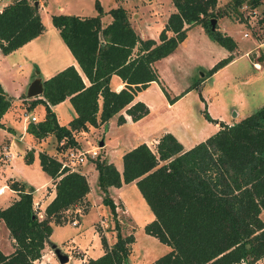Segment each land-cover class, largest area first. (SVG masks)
Here are the masks:
<instances>
[{
	"label": "trees",
	"instance_id": "1",
	"mask_svg": "<svg viewBox=\"0 0 264 264\" xmlns=\"http://www.w3.org/2000/svg\"><path fill=\"white\" fill-rule=\"evenodd\" d=\"M175 11L159 34V42L141 39L129 21L124 7L111 8V23L102 26L104 14L96 2V16L54 14L51 22L76 59L81 74L70 65L43 81V92L30 101L29 110L42 104L45 116L30 121L27 132L37 140L53 135L58 149L77 145L75 134L90 126L106 125L115 114L126 108L136 121L149 113L141 101L127 107L136 94L157 82L170 103L154 63L172 52L187 38L188 27L200 24L208 37L229 51L236 42L227 34L211 28V19L235 14L240 8L252 11L264 0H229L223 8L218 0H172ZM233 14V15H234ZM45 29L38 5L30 0H13L0 12V53L8 54L39 36ZM233 55L219 60L207 75L227 65ZM119 76L124 87H110L112 75ZM194 88V87H190ZM69 99L75 116L67 126L60 125L54 106ZM11 106V97L0 84V118ZM208 120H212L204 112ZM119 117L118 122H122ZM63 141L62 145L61 142ZM24 160L33 161V151ZM42 170L55 180V197L47 204L40 219L33 211V200L24 182L10 180L9 187L18 199L0 207L3 220L15 240L10 255L0 251V264H33L50 242L52 223L67 221L66 211L81 204L90 191L85 175L61 169V163L45 152L39 153ZM120 172L113 163L93 160L98 171V186L104 193L102 204L113 215L116 238L108 244L100 234L104 253L84 264H130L133 234L123 235L116 218L117 205L108 194L109 187H120L135 181L141 195L154 214L144 232L167 245L169 250L148 264H256L264 257V105L254 113L226 124L217 132L189 149L172 133L162 135L155 149L141 143L125 152Z\"/></svg>",
	"mask_w": 264,
	"mask_h": 264
},
{
	"label": "crops",
	"instance_id": "2",
	"mask_svg": "<svg viewBox=\"0 0 264 264\" xmlns=\"http://www.w3.org/2000/svg\"><path fill=\"white\" fill-rule=\"evenodd\" d=\"M37 2L41 20L45 26L44 31L39 36L11 53H0V84L11 97L10 108L0 118V207L6 208L14 200L19 198L18 193L9 187L10 180H17L33 188V190L30 191L33 205L38 204L44 216V210L47 204L56 194L55 180L42 170L39 153L45 152L57 160H60L66 152V149H58L57 140L53 135L37 140L27 132V124L31 121V116H35L36 121L42 120L45 116V109L42 104H37L31 111L29 110L30 101L36 97H27V87L35 77L39 76L42 81H44L70 65L76 68L83 77L84 82L88 84V80L83 75L76 59L60 37L59 30L53 26L51 16L54 14H68L78 15L80 17H91L96 16L97 11L93 15L73 14L70 11L65 12L63 5L59 2L57 3V10L50 11L49 9H51V6L48 4V0H40ZM163 4H165V6ZM110 9H103L104 14L101 18L103 27L112 21V17L108 13ZM126 9L129 13L130 24L136 34L141 39H154L157 42H159V34L164 28L168 17L176 10L172 0H168L165 3L155 0L154 6L149 8L148 12H141L138 8ZM217 21L218 30L231 36L236 42V48L233 51H229L217 42L211 40L200 24L190 27L185 25V27H188V33L184 42L181 43L174 52L154 63V68L159 75V80L167 90L169 96L173 98L181 95L180 98L170 103L164 95L160 85L153 81L146 89L138 92L134 100L127 106L129 107L135 102L141 101L145 103L149 109L147 115L134 121L131 116L126 113V108H124L121 112L112 116L106 125H101L98 128L90 126L87 131L77 132L75 134L77 140L76 146H80L79 142L86 140L87 137L90 136L88 134L91 133L93 129H101L103 132L102 139L104 140V151L102 152L101 158L108 163H113L115 167L122 172L123 154L141 143H146L153 149V147H156L162 135L165 133H172L185 149H189L217 132L221 122L232 124L262 107L264 105V99L262 101L260 100V102H258L257 99L262 97V93L264 94V87L259 84H252V87H250V84L251 80L254 82L259 79L256 77L257 75L260 77V72L264 69V51L262 49L264 40L259 42L258 40H254L253 43L240 47L237 35L240 33V38L243 36L245 31L242 29V26H244L243 24L246 25V22L242 21V18L231 20L227 16L218 18ZM246 38L249 37L247 36ZM230 54L233 55V58L227 65L220 68L212 75H207V71L211 69L216 62ZM243 58L247 61L240 63V59ZM181 62H184L187 66L186 70L181 67ZM247 63L250 64L256 72L251 71L249 74L244 73L242 76L238 75L234 77L229 71L235 64L246 65ZM246 69H248V67H246ZM35 70H37V72H34ZM192 70L198 73L202 70H204V72L201 73L197 81L185 87L182 86L183 89L181 88V91L177 90L176 93L170 89L164 79L166 73H174L176 75H182L183 73L191 74ZM198 73L195 75H198ZM255 73L257 74L255 75ZM236 77L239 78L241 84L238 86L232 85L236 90L234 91V95L231 96L229 104L224 102L223 97L220 98L219 103H212L211 94L220 91H222L221 94H223L225 85L230 81H235ZM207 82H211V85L204 92V95L202 89H204ZM124 85V82L119 76L115 74L111 76L110 87L112 90L119 91ZM151 86L154 87V90L158 91L162 104L168 111L163 117L155 116L152 106L141 99L142 93ZM194 89L199 90V98L202 100L203 104V116L211 127L212 133H202L198 129L196 135L192 137V135L188 133V130H190L189 123H187L190 122L188 111L182 107V109H179L177 105L181 99L187 95H191ZM249 91H251V95L250 93H246ZM208 98L210 103L215 105V108L212 109L209 104H206L205 107V101ZM209 106L210 108L207 109ZM63 107L64 111L68 113V118H66L65 122H62L60 113V108ZM51 108L56 113L60 125L67 126L76 115L68 98L51 106ZM35 112H37V115ZM204 112H207L212 120H208ZM230 112L232 113L231 115ZM120 116L123 117L122 122H118ZM85 134L86 136H83ZM80 136L83 137L79 139ZM107 139L109 140L110 146L106 151ZM112 142L116 144H112ZM62 143L63 141L59 146H61ZM115 145L118 146V148L115 149ZM30 150L33 151V161L27 164L24 160V156ZM89 161L81 165L78 172L85 175L90 191L81 204L75 205L73 208L66 211L67 221L65 223H52V233L49 237L50 242L56 244L60 249L61 244L72 250L71 255L66 253L68 255V263L66 264H84L89 258H96L104 253L100 238L101 233L96 230L95 226L97 222L102 221L103 215L110 214V209L102 204L104 193L98 186V171L95 168L93 160L89 159ZM131 186H136V182L133 181L128 184H122L120 187H109L108 194L117 205L116 212L117 219L121 225V233L123 235L131 233L134 235L135 241H137L135 233L140 229L144 231V226L154 220V214L150 208L142 207L140 209L132 207L131 204H128V202L122 198L123 192ZM92 210H95L97 217L91 223L92 233L86 235L87 227L83 228L81 224ZM73 222H75V224H73ZM69 223L73 226H71L73 230H70L67 237L59 238L57 232L63 230ZM89 235L94 239L98 238L100 247L97 248V245L95 247L90 242H87L86 239H88ZM106 238L109 244L115 241L113 240L111 243L107 235ZM91 249L96 251L94 256L90 255ZM14 250L15 240L10 235V231L4 221L0 220V251L4 255H10ZM51 250L50 244L46 243L41 252V257L35 260L33 264H60ZM73 251L77 253L73 254ZM72 257L74 261L70 262V258ZM130 264L133 263L130 262ZM256 264H264V257Z\"/></svg>",
	"mask_w": 264,
	"mask_h": 264
},
{
	"label": "rangeland",
	"instance_id": "3",
	"mask_svg": "<svg viewBox=\"0 0 264 264\" xmlns=\"http://www.w3.org/2000/svg\"><path fill=\"white\" fill-rule=\"evenodd\" d=\"M30 1L33 2V1H40V0H30ZM158 1L165 3L168 0H158ZM228 1L229 0H218V6L220 8H223ZM58 2L63 5L65 12L70 11L73 14H86V15L92 14L93 15L97 11L95 8L96 2L99 3L102 10L121 6L124 8H131V9L132 8L133 9L138 8V10L141 12L142 11L148 12L149 8L154 6L155 0H48V4L51 6V9H49V10L50 11L57 10V3ZM163 5L165 6V4H163ZM262 9H263L262 6H259L256 8L257 17L255 18V20H253V22H255L256 24L254 25V27L253 26L251 27V26H249L248 22L244 18L245 15H247V13L249 12L250 8L247 5H244L243 7L240 8V12L242 14V21H245L247 23L246 25L243 24L245 27L242 26V29L248 33V37H249V38L243 37L241 34V36L243 38L242 37L240 38V33L237 35V38L239 39L240 47L249 45V44L253 43L254 40H258V42L264 40V26H263L264 23L259 20V18H261L263 15ZM233 14L234 13H232V15H227V17H229L231 20L238 19L235 16V14L234 15ZM232 22H234V21H232ZM262 23H263V25H262ZM216 24L218 25V21H216ZM241 33H242V31H241ZM262 49L264 51V45H262ZM246 61L247 60L245 58L240 59V63H243ZM181 67L184 68L185 70L187 69V66L184 64V62H181ZM246 67H248L249 70L246 69ZM229 71L235 77L238 75L242 76L244 73L249 74V72L255 71V70L252 68V66L250 64L247 63L246 65L245 64H238V65L235 64V65H233V67H231L229 69ZM34 72H37V70H35ZM203 72H204V70H202L199 73L192 70L191 74L183 73L182 75H176L174 73H171V74L166 73L164 75V79H165L167 85L170 87V89H172V91H174L176 93L177 90L181 91L182 86L185 87V86L193 84V82L197 81L199 76ZM196 73H198V75H195ZM257 73H255V75ZM260 74H261L260 77H258V75L256 77V78H259L258 80L254 81V82H252V80H251L250 87H252V84L253 85L259 84V85L264 87V69L261 70ZM193 76H194V78H193ZM182 80H188V81H182ZM239 84H241L239 81V78L236 77L235 81H233V82L230 81V82H228V84L225 85L223 94H221L222 91H220L218 93H215V92L212 93L211 94L212 103H216V104L219 103L220 98L223 97L224 102L226 104H229V101H231V96L234 95V91L236 90V89H234V87L232 85L238 86ZM210 85H211V82L210 83L207 82L204 89H202V92L204 95H205L204 92L207 90V88ZM153 86H151L148 90H146L142 93L141 99L145 100L150 106H152V108L154 109V115L155 116L163 117L165 114L168 113V111L163 106L160 95H158L157 90H154L155 86L154 87ZM255 86H257V85H255ZM246 93H250V95H251V91L246 92ZM263 95L264 94L262 93V97L257 99L258 102H260V100L262 101L264 99ZM254 100H256V99H254ZM212 103H210L209 98L206 99L205 107H206V104H209L212 109L215 108V105ZM177 106L179 109L183 108L186 111H188V117L190 120V122H187V123H189V126H190V130H188V133L191 134L192 137H194L196 135L198 129L202 133H207V134L212 133L211 127L209 126L207 120L203 116V111H202L203 110V104H202V100H200V98H199V90L198 89H194L192 91L191 95H189V96L187 95L186 97L181 99ZM210 106L207 107V109L210 108ZM35 113L37 115V112H35ZM60 113H61L62 122H65L66 118H68V113H66L64 111V107L60 108ZM231 114L232 113L230 112V115ZM93 131H94V133H93ZM92 134H95V135H92ZM88 135H90V136H88L86 140L79 142V145H80L79 147H82L85 149L93 148L95 146L97 147L99 141L103 138V132L101 129H93L91 131V133H89ZM83 136H86V134ZM83 136H80L79 139H81ZM112 144H116V143L112 142ZM109 146H110L109 140L107 139L106 151L109 148ZM114 147H115V149L118 148V146H116V145ZM103 148L104 147L98 148L100 159H102L101 155H102V152L104 151ZM153 149H155V148L153 147ZM122 198L126 202H128V204H131L132 207H136V208H140V209L142 207H148V209H149L148 204L146 203L145 199L141 195L137 186H131V187L127 188L123 192ZM96 217H97V213L95 212V210H92L89 213V215L84 219L83 223L81 224V226H83V228L87 227L86 235H88V233L89 234L92 233L91 223L96 219ZM102 218H103L102 221L97 222L99 224L96 223L95 228L99 233L104 235L105 238L107 235L109 237L110 242L112 243V241L115 240V238H116V230L114 229L115 221H114L113 215L110 212V214L103 215ZM116 218H117V216H116ZM261 218L264 220V211L261 213ZM71 226L72 225L69 223V224H67V226L65 228H63V230H61V231L59 230L57 232L59 234V238L67 237L70 233V230H73V229H71ZM134 230H136V229H134ZM135 235H136L137 241H135L132 244V252L129 256V261L133 264H147L150 261L157 258L158 256L163 255L164 253H166L169 250V247L167 245L159 242L155 237L146 234L141 229L139 231H137L135 233ZM86 240H87V242H90L91 244H93V246L96 247V245H97V248L100 247L98 238L94 239L89 235L88 239H86ZM106 240H107V238H106ZM107 242H108V240H107ZM60 247H61V250L63 252L69 253L71 255V252H72L71 249H68L67 247L62 246L61 244H60ZM90 252H91L90 255H92V256H94L96 253V251H93L92 249ZM76 253H77L76 251H73V254H76ZM73 261H74L73 257L70 258V262H73Z\"/></svg>",
	"mask_w": 264,
	"mask_h": 264
},
{
	"label": "built area",
	"instance_id": "4",
	"mask_svg": "<svg viewBox=\"0 0 264 264\" xmlns=\"http://www.w3.org/2000/svg\"><path fill=\"white\" fill-rule=\"evenodd\" d=\"M12 1L10 0H0V12ZM257 17V10L254 9L252 11H249L247 15H245V19L248 22L249 26H253L256 24L253 22L255 18ZM260 19V18H259ZM258 21V20H257ZM247 24V23H246ZM248 33L245 32L243 34V37H247ZM257 66V65H256ZM31 121H36L35 116H31ZM98 146L93 148H82L79 146L70 147L66 150L64 153L62 159L59 160L61 163V169H67L68 171H78L79 167L89 161V159L94 160L99 156L98 152ZM33 211L34 213L40 218H43L42 212L39 209L38 204L33 205ZM75 224V222H73Z\"/></svg>",
	"mask_w": 264,
	"mask_h": 264
},
{
	"label": "water",
	"instance_id": "5",
	"mask_svg": "<svg viewBox=\"0 0 264 264\" xmlns=\"http://www.w3.org/2000/svg\"><path fill=\"white\" fill-rule=\"evenodd\" d=\"M35 5L36 6L38 5L37 1H35ZM216 21L217 20L215 18L211 19V28H212V30L215 29ZM42 92H43V81H42V79L39 76H37L28 85L26 95L29 98H33V97H37V96L41 95ZM103 146H104V140L101 139L99 141V143H98V147L102 148ZM50 246H51V249H52L54 255L56 256V258L58 259L60 264L68 263V255L65 252H63L54 243H52Z\"/></svg>",
	"mask_w": 264,
	"mask_h": 264
}]
</instances>
